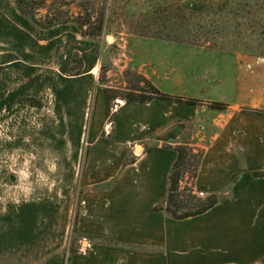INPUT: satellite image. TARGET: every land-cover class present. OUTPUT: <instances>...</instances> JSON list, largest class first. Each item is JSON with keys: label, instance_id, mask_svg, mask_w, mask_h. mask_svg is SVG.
Masks as SVG:
<instances>
[{"label": "crops", "instance_id": "0c3cea01", "mask_svg": "<svg viewBox=\"0 0 264 264\" xmlns=\"http://www.w3.org/2000/svg\"><path fill=\"white\" fill-rule=\"evenodd\" d=\"M65 29L58 25L36 30L12 0H0V110L11 107L12 97L18 108L26 107L19 104L25 96L39 100L42 106L41 97L50 92L65 100L64 110L72 115L71 126L76 124L77 130L79 107L92 87L89 59L82 56V74L63 87L58 69L56 75L45 72L46 63L51 68L60 63L58 51ZM46 37L45 46H53L52 52L37 47ZM89 48L92 51L91 45ZM45 53L44 72L29 71V61L38 57V63ZM154 64L140 62L138 73L153 80V87L163 95L181 100L122 104L104 136L100 134L106 126L109 102L103 90L93 91L92 120L98 95L104 109L96 136L88 134L84 193L76 228L77 234L88 240V249H84L87 254L72 256L70 264H264V178L260 175L264 171V67L236 63L228 69L226 81L219 77L204 84L202 76L191 80L182 74L159 81ZM73 81L78 84L73 86ZM223 83L227 86L217 91L232 99L222 102L225 110L215 111L210 106L217 102L207 93ZM187 100L197 104L187 105ZM174 145L202 150L194 190L227 203L219 202L204 214L182 221L152 210L166 196L168 174L175 161L174 151L166 146ZM127 158L131 162L125 165ZM3 222L0 218V225ZM19 235L0 226V264H20L16 250L21 240L30 239ZM31 241H36L35 234ZM103 241L107 243H100ZM30 245L33 243L23 244ZM66 257L58 252L42 257L37 264H66Z\"/></svg>", "mask_w": 264, "mask_h": 264}, {"label": "rangeland", "instance_id": "374dc122", "mask_svg": "<svg viewBox=\"0 0 264 264\" xmlns=\"http://www.w3.org/2000/svg\"><path fill=\"white\" fill-rule=\"evenodd\" d=\"M33 8L41 18L88 15L95 26L103 13L106 21L97 40L82 38L73 25H63L66 29L61 34L60 63L52 68L45 64L49 70L45 72L56 75L58 69L63 87L77 77L73 74L79 68V58L89 59L92 87L79 107L81 121L77 130L76 124L71 126L72 115L64 110L65 100L50 92L41 97L42 109L18 108L12 97L11 107L0 110V218L4 219L0 226L3 231L18 232L20 239H30L21 240L16 250L20 264H37L42 257L58 252L66 253L67 264L70 257L87 254L84 249H88V240L78 235L76 228L90 146L88 134L96 136L104 109L98 95L96 117L92 120L94 89L110 90L115 98L108 106L106 126L100 134L104 136L110 132L109 116L126 103L125 95L138 84L145 90V85L136 79L142 61L155 63L153 70L159 81L182 74L185 78L191 76V80L202 76L204 84L216 82L219 77L226 81L228 69L236 63L264 67V0H46L44 7L34 4ZM48 41L47 37L41 39L37 47L52 52L53 46H45ZM74 54L78 57L71 65L69 59ZM140 56L142 60L137 58ZM37 60L38 57L29 61V71L44 72L42 65L48 55L45 53L38 63ZM83 63L84 60L81 69ZM149 82L153 84V80ZM71 84L76 86L78 82ZM224 86L227 84L209 89L207 96L226 103L232 98H224L217 91ZM117 101H121L118 106L114 105ZM190 185L186 170L181 186Z\"/></svg>", "mask_w": 264, "mask_h": 264}, {"label": "trees", "instance_id": "16d2710c", "mask_svg": "<svg viewBox=\"0 0 264 264\" xmlns=\"http://www.w3.org/2000/svg\"><path fill=\"white\" fill-rule=\"evenodd\" d=\"M45 1L46 0H39L38 2H35L33 0H12L15 9L36 30L46 31L58 25L63 26L70 24L75 27L76 33L79 34L82 38L97 40L100 37L101 32L104 28V23H106L103 13H101L96 20L97 23L95 26H92L91 18L88 15L84 17L80 16L77 18H72L69 16V14H67L66 16L60 14L58 16L46 15V17L41 18L33 13V5L36 4L38 7H44ZM77 57L78 54H74L72 56L71 65L75 63ZM78 62L79 68L77 69L75 74H73V76L82 74L81 58H79ZM136 79L138 83L142 82V84L145 85V90H142L141 87L139 88L138 84L137 87L133 89L132 93L125 95V97L123 98V100L126 102L125 105H129L132 103H139L143 105L155 99H161L164 101L181 100L179 98H172L167 95H163V93L159 92L149 81H147L140 75H137ZM103 92L108 98L109 105H111L112 101L115 100L114 96L111 95L110 90L103 89ZM141 94L147 96L144 97ZM184 103L193 106L197 104V102L194 100H187ZM19 104H23L29 107H36L39 109L42 108L41 102L34 98H24L19 101ZM211 107V109L215 111H223L226 108V106L222 103H215L211 105ZM112 118V115L109 116V124L112 123ZM166 148L174 151L175 161L168 174V189H166V196L161 204L159 203L152 209L153 211L163 213L165 216L173 220L182 221L191 217L198 216L200 214H204L219 202H222L224 204L227 203V201L216 195L208 196L206 199L202 200L192 193L193 181L196 178L197 169H199L202 158L201 149H194L182 145L166 146ZM128 163L130 162H125V165ZM186 170L188 171L189 181L192 185H190L191 187L189 188H183L181 186L182 181L185 177ZM260 175L264 178V171H261ZM69 259L67 260V264H69Z\"/></svg>", "mask_w": 264, "mask_h": 264}, {"label": "built area", "instance_id": "2783aa9c", "mask_svg": "<svg viewBox=\"0 0 264 264\" xmlns=\"http://www.w3.org/2000/svg\"><path fill=\"white\" fill-rule=\"evenodd\" d=\"M196 197L203 199H206L208 196L204 193L201 192V190L193 191L192 192Z\"/></svg>", "mask_w": 264, "mask_h": 264}, {"label": "water", "instance_id": "95a60500", "mask_svg": "<svg viewBox=\"0 0 264 264\" xmlns=\"http://www.w3.org/2000/svg\"><path fill=\"white\" fill-rule=\"evenodd\" d=\"M119 103H120V102L117 101L115 104H116V105H119Z\"/></svg>", "mask_w": 264, "mask_h": 264}]
</instances>
